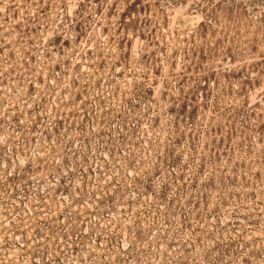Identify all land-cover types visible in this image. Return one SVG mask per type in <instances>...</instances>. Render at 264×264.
I'll use <instances>...</instances> for the list:
<instances>
[{
	"label": "rangeland",
	"instance_id": "374dc122",
	"mask_svg": "<svg viewBox=\"0 0 264 264\" xmlns=\"http://www.w3.org/2000/svg\"><path fill=\"white\" fill-rule=\"evenodd\" d=\"M0 264H264V0H0Z\"/></svg>",
	"mask_w": 264,
	"mask_h": 264
}]
</instances>
